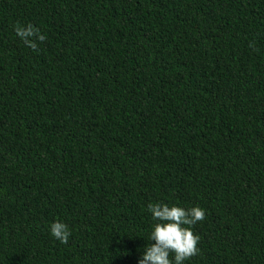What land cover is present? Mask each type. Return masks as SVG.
<instances>
[{
	"label": "trees",
	"instance_id": "1",
	"mask_svg": "<svg viewBox=\"0 0 264 264\" xmlns=\"http://www.w3.org/2000/svg\"><path fill=\"white\" fill-rule=\"evenodd\" d=\"M150 203L264 264V0H0V264H139Z\"/></svg>",
	"mask_w": 264,
	"mask_h": 264
},
{
	"label": "clouds",
	"instance_id": "2",
	"mask_svg": "<svg viewBox=\"0 0 264 264\" xmlns=\"http://www.w3.org/2000/svg\"><path fill=\"white\" fill-rule=\"evenodd\" d=\"M16 35L25 46L33 51L38 50V43L47 37L32 24L27 26L17 23L14 26ZM148 211L156 221L149 236V244L139 260V264H183L200 252V236L193 231V226L203 222L206 212L199 206L189 209L166 203H150ZM51 235L61 244H68L71 231L66 223L56 221L51 225Z\"/></svg>",
	"mask_w": 264,
	"mask_h": 264
}]
</instances>
